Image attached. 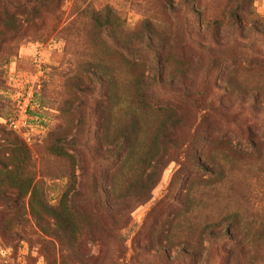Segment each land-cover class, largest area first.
Returning a JSON list of instances; mask_svg holds the SVG:
<instances>
[{
	"label": "rangeland",
	"instance_id": "obj_1",
	"mask_svg": "<svg viewBox=\"0 0 264 264\" xmlns=\"http://www.w3.org/2000/svg\"><path fill=\"white\" fill-rule=\"evenodd\" d=\"M7 7L0 264H264V0Z\"/></svg>",
	"mask_w": 264,
	"mask_h": 264
},
{
	"label": "trees",
	"instance_id": "obj_2",
	"mask_svg": "<svg viewBox=\"0 0 264 264\" xmlns=\"http://www.w3.org/2000/svg\"><path fill=\"white\" fill-rule=\"evenodd\" d=\"M13 1V0H12ZM3 2H4V4L2 5V7H1V3H0V28L2 27V26H4L2 23H3V16H10V17H14L13 15L14 14H11V13H8L7 11V4H9L10 3V0H3ZM4 6V7H3ZM16 138V137H15ZM17 139V138H16ZM18 140V139H17ZM20 146L22 147V142L20 143ZM57 152H59V151H61V149L60 150H56ZM10 179L11 180H13V177H10ZM31 187V184H29V186H28V188H27V191L29 190V188ZM37 190H38V186L36 185V186H34L33 188H32V197H33V199H35L36 198V194H37ZM76 195H80L81 196V198L82 197H85V193H76ZM45 206V208H44V210L46 211V212H49L48 211V209H46V207L48 206V205H44ZM9 210V207H8V205H5L3 208H0V214L1 215H4V214H6L7 213V211ZM42 213H43V211L42 210H37L36 208H34L33 209V214H34V216L36 217V218H38V219H40V220H44L43 218H42ZM55 215V214H54ZM52 216L54 219H57V220H59V216L58 215H56V216ZM100 215V214H99ZM98 214H97V216H99ZM101 221H103L102 220V218L100 219ZM112 225H111V227H110V231H112L113 233H117L119 230H121L122 228H124L126 225H128V221H121L119 218H112ZM106 226V223H104V225H102V227H105Z\"/></svg>",
	"mask_w": 264,
	"mask_h": 264
}]
</instances>
